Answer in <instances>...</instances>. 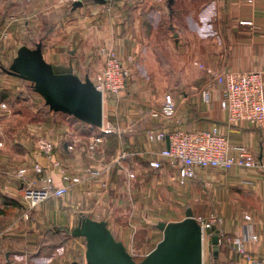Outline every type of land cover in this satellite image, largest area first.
<instances>
[{
    "label": "crops",
    "instance_id": "1",
    "mask_svg": "<svg viewBox=\"0 0 264 264\" xmlns=\"http://www.w3.org/2000/svg\"><path fill=\"white\" fill-rule=\"evenodd\" d=\"M168 1L113 0L102 4L89 0L82 7L70 8L60 0H0V34L6 35L4 45L12 46L5 49L9 52L3 59H13V64L22 47L35 49L42 44L50 65L68 68L72 64L74 74L84 81L102 69L104 59L99 49L106 47L132 74L118 109L106 103L103 127L94 128L54 113L43 98L37 101L30 90L24 89L25 80L5 73L3 69L7 68L1 67L4 77L10 79L2 80L3 84L8 82L3 90L8 91L10 99L22 95L15 105L20 109L27 105L33 115L35 138H20L27 145L28 182L36 188L44 185V176L33 169L35 164L50 171L56 187L64 184L61 168L83 181L64 198H52L26 216L22 183L0 165V264H87L85 239L68 234L78 226L82 215L106 221L128 251L141 228L148 235L152 224L184 220L186 212L179 220L151 218V186L179 180L169 163L151 180L149 163L167 147L150 143L151 131H172L178 126L189 131L217 127L232 144L247 147L264 165V128L245 122L229 126L221 109L220 87L212 92L211 103L205 105L199 92L207 77L198 67L204 65L217 73L259 72L264 79V0H175L172 9ZM24 38L38 42L35 46L21 44ZM138 68H143L140 79L149 81L150 88L155 81H165L158 84V92L145 89L136 95L130 81L136 79ZM164 94L172 95L177 103L176 117L170 122L148 116L150 110L160 108ZM107 129L112 132L105 134ZM112 136L117 140V155L106 163L105 148ZM96 137L102 138V143L92 159L85 146ZM73 140L78 147L70 152L67 147ZM40 141L53 144L52 155L41 150ZM121 152L137 154L130 161L136 178L129 188L126 176L113 164ZM90 169L103 171L102 176L86 173ZM117 179L125 186L116 184ZM187 183V200L194 215L196 207L206 206L208 216L216 215L220 220L215 225L222 240L220 254L217 259L212 254V264H264V169L200 170ZM151 232L149 239L163 235L157 227ZM235 237L244 240L251 261L233 252L229 240ZM206 246L212 252L211 239L205 241L204 250Z\"/></svg>",
    "mask_w": 264,
    "mask_h": 264
},
{
    "label": "built area",
    "instance_id": "2",
    "mask_svg": "<svg viewBox=\"0 0 264 264\" xmlns=\"http://www.w3.org/2000/svg\"><path fill=\"white\" fill-rule=\"evenodd\" d=\"M86 1L89 0H60L62 4L70 8L76 3L84 4ZM104 1L107 4L113 0ZM253 1L255 0H249V2ZM1 40L0 38V45ZM99 55L104 59L103 67L90 79L96 89L102 93L104 105L110 103L114 106V109H118L121 95L126 90L132 74L113 50L101 47ZM198 67L207 77L199 92L205 105L211 103L212 92L216 87H220L223 95L221 109L226 115V122L229 126H236L241 122H245L258 128H264V79L261 73L230 71L217 73L204 65ZM2 108H6V105L2 104ZM176 114L177 103L172 95L164 97L160 108L148 112L151 119L163 122L173 121ZM111 132V129L105 130V134ZM167 139H169V147H165L158 154L157 159L150 161L149 168L151 171L159 173L169 163L173 170L177 172L182 183L195 179L200 170L264 169V165H261L252 151L243 145L232 144L227 137L220 134L217 127L205 131H189L178 126L172 131L160 129L151 131L148 134L150 143L167 144ZM100 143H102V138L96 137L85 146L92 159L96 157ZM77 147L78 142L73 140L67 148L68 151L74 152ZM40 148L47 156L52 155L54 150L53 144L42 141H40ZM136 155L135 153L121 152L113 161V164L117 165L119 170L126 176L128 188L136 178V173L130 163ZM33 169L38 175L44 176L42 188H36L28 182L27 168L20 169L18 175L15 176V180L22 183V200L27 209L26 216L52 198H64L73 186L80 185L83 181L80 176L70 174L65 168H61V180L64 184L61 187H56L54 179L47 168L35 164ZM102 172L99 169L86 171L95 178L101 177ZM103 186L106 187L105 184ZM195 219L202 227L205 243L206 239H211L215 235V225L220 220L216 215L195 216ZM245 219L251 221L249 215H245ZM257 239V237H253V240L256 241ZM229 242L234 253L247 261L252 260L241 237L230 239ZM128 252L133 256L131 251Z\"/></svg>",
    "mask_w": 264,
    "mask_h": 264
},
{
    "label": "water",
    "instance_id": "3",
    "mask_svg": "<svg viewBox=\"0 0 264 264\" xmlns=\"http://www.w3.org/2000/svg\"><path fill=\"white\" fill-rule=\"evenodd\" d=\"M97 2L105 4L104 0ZM175 0H169L172 9ZM83 3L74 4V8ZM5 73L33 84V88L54 113L73 117L94 128L104 124L103 95L89 77L82 81L74 74L72 64L68 68L50 65L44 57L42 44L35 49L26 46L18 51L10 69ZM169 147V139H167ZM157 229L163 238L140 262L128 252L122 241L117 240L106 221H96L82 215L78 226L68 234L86 241L87 264H204V237L201 225L196 221L192 208L179 222H160ZM212 254L219 257L221 240L216 231L211 238Z\"/></svg>",
    "mask_w": 264,
    "mask_h": 264
},
{
    "label": "rangeland",
    "instance_id": "4",
    "mask_svg": "<svg viewBox=\"0 0 264 264\" xmlns=\"http://www.w3.org/2000/svg\"><path fill=\"white\" fill-rule=\"evenodd\" d=\"M43 36H46V34L43 33ZM5 37L6 35H4L3 33L0 34V38L2 39L0 45V102L7 104L6 108H0V165L3 166L11 175L13 174V177H15L16 175H18V171L22 168H26L25 166L27 165L26 156L28 155V151H26L25 149L27 145H23L20 142V138L22 135L32 136L33 138H35L36 128L31 127V119L33 115L31 114V111L29 110L27 105L25 104L26 106H23L21 109L19 107L17 108V105H15L16 102H21L22 95L10 99L8 91L3 90V86H5V84H8V82L3 84L2 80L8 81L10 79L4 77L1 67H5L8 69L13 61V59L2 58V56L5 57L7 55L6 52L8 50L5 49L12 47L10 45H4V41L6 40ZM20 42L21 44H30L31 46H35V44L38 42V39L28 40L24 38L21 39ZM137 73L138 75H136V79H132L130 81L132 86L134 85L136 95L139 91L141 92L145 89L151 90L153 91V93H156L160 89L159 85L165 83V81H155L150 88L149 81L140 79V76H143V68H138ZM22 85L25 90L31 91V95L35 96V98L37 97V101L40 99L42 102V97L38 93L32 91V83L23 81ZM110 143H108L107 147L105 148L107 154L105 156L106 163H110L111 159L114 158L115 155H117V150L115 149L116 146H110ZM146 161L144 162V165L145 168H148V166L146 165L148 164V161ZM140 164H142V161L140 162ZM115 166L118 167L117 165ZM156 175L157 173L152 171L151 180H154V177ZM116 184H123L125 186V182L121 179H117ZM189 189V183H182L179 180L175 182L173 181V183L170 181L169 183L163 184L162 186L156 184L155 188L151 186V218L153 220L182 219L185 216L186 210L188 208H191L192 206L191 202L187 200L189 196ZM207 213L208 212L206 206L196 207L195 209L196 217H207ZM141 229L134 236V247L131 249L134 259L138 262L142 261L148 255V253H150L148 251L153 250L156 247L158 240L163 237V235L161 236V234H158L159 236H157V238L149 239L150 235L152 234L151 231L156 230V226L153 224L151 225L150 229H147L150 231L148 235L147 233L144 234V231ZM57 243L58 242L55 239L54 244ZM204 264H212V252L208 248V246H206L204 250Z\"/></svg>",
    "mask_w": 264,
    "mask_h": 264
},
{
    "label": "trees",
    "instance_id": "5",
    "mask_svg": "<svg viewBox=\"0 0 264 264\" xmlns=\"http://www.w3.org/2000/svg\"><path fill=\"white\" fill-rule=\"evenodd\" d=\"M75 119V118H74ZM77 120V119H76ZM86 125V124H85ZM110 146H115L116 145V143H117V140H116V138L115 137H111V140H110ZM116 167V166H115ZM156 227H157V225H156Z\"/></svg>",
    "mask_w": 264,
    "mask_h": 264
}]
</instances>
